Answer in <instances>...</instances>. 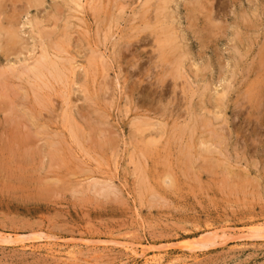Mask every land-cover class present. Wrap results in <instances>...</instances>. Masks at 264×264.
Segmentation results:
<instances>
[{"label": "rangeland", "instance_id": "374dc122", "mask_svg": "<svg viewBox=\"0 0 264 264\" xmlns=\"http://www.w3.org/2000/svg\"><path fill=\"white\" fill-rule=\"evenodd\" d=\"M30 1L0 0L21 37L0 43V264H264L247 230L264 223V0ZM42 47L61 82L31 74ZM209 233L226 235L194 246Z\"/></svg>", "mask_w": 264, "mask_h": 264}, {"label": "bare ground", "instance_id": "6f19581e", "mask_svg": "<svg viewBox=\"0 0 264 264\" xmlns=\"http://www.w3.org/2000/svg\"><path fill=\"white\" fill-rule=\"evenodd\" d=\"M3 1V0H2ZM17 1H19V0H17ZM27 1H30V0H27ZM71 1V0H70ZM75 1V0H74ZM73 1V2H74ZM147 1H150V0H147ZM153 1H155V0H153ZM168 1L169 0H164L163 1V8L162 9H160L161 10V12H163L164 11V9H166V5H167V3H168ZM206 1V0H205ZM209 1V0H208ZM207 1V2H208ZM210 1H212V0H210ZM220 1V0H219ZM44 0H31L30 2H26L27 4H29V5H33V7H40V6H42L43 4H44ZM72 2V1H71ZM77 2H79V0H77ZM81 2H83V1H81ZM81 2L79 3L80 5H82L81 4ZM146 2V1H145ZM157 2V1H156ZM155 2V3H156ZM172 2V1H171ZM206 2V3H207ZM75 3V2H74ZM147 3V2H146ZM173 3V2H172ZM209 3V2H208ZM207 3V4H208ZM11 4H13V3H11ZM15 4V3H14ZM13 4V5H14ZM26 4V5H27ZM83 4H84V2H83ZM87 4V3H86ZM169 4V3H168ZM188 4V3H187ZM213 4H214V2H213ZM76 5H77V3H76ZM85 5V4H84ZM158 5V4H157ZM171 5V4H170ZM189 5V4H188ZM193 5V4H192ZM198 5V4H197ZM204 5V4H203ZM83 6V5H82ZM156 6V5H155ZM196 6V5H195ZM214 6V5H213ZM31 7V6H30ZM29 6L27 7V8H29V9H31ZM80 7V6H79ZM154 7V6H153ZM157 7V6H156ZM186 7V6H185ZM0 8L1 9H3L1 6H0ZM159 8V7H158ZM168 8V7H167ZM187 8H188V6H187ZM186 8V9H187ZM141 9H142V7H141ZM157 9V8H156ZM169 9H171L170 7H169ZM169 9H168V11H169ZM189 9V8H188ZM208 9V12H209V8H207ZM210 9H212L211 8V5H210ZM7 10V9H6ZM26 10V9H25ZM25 10H24V13H25ZM83 10V9H82ZM118 10V9H117ZM155 10V9H154ZM214 10V9H213ZM3 11V10H2ZM27 11V10H26ZM119 11V10H118ZM149 11V10H148ZM147 11V12H148ZM167 11V12H168ZM247 11V10H246ZM156 12V11H155ZM159 12V11H158ZM170 12V11H169ZM189 12V11H188ZM204 12V11H203ZM245 12V11H244ZM248 12V11H247ZM257 12V11H256ZM3 13V12H2ZM2 13H0V17H1V14ZM165 12H163L162 14H164ZM191 13V12H190ZM193 13V12H192ZM195 13V12H194ZM201 13V12H200ZM207 13V12H206ZM211 13H213L212 11H211ZM210 13V14H211ZM4 14V13H3ZM26 14V13H25ZM28 14V13H27ZM135 14V13H134ZM201 14H203V13H201ZM250 14V13H249ZM24 15V14H23ZM157 15V14H156ZM160 15V14H159ZM194 15V14H193ZM204 15H206L205 13H204ZM255 15V14H254ZM253 15V16H254ZM256 15H258V14H256ZM255 15V16H256ZM10 16V15H9ZM25 16V15H24ZM112 16V15H111ZM153 17H154V15H152ZM161 16V15H160ZM165 16H166V14H165ZM168 16V15H167ZM209 16V15H208ZM211 16V15H210ZM209 16V20H212V18ZM252 16V17H253ZM14 17V16H13ZM163 17V16H162ZM161 17V18H162ZM186 17V16H185ZM190 17V19H191V16H189ZM238 17V16H237ZM240 17V16H239ZM238 17V18H239ZM249 17V16H248ZM248 17L246 16V14H244V15H242L241 16V18L239 19L240 21H241V23H242V25L243 24H245V22H247V20H249L248 19ZM251 17V16H250ZM18 18V17H17ZM110 18V17H109ZM158 18V17H157ZM165 18V17H164ZM174 18V17H173ZM187 18H188V15H187ZM215 18V17H214ZM213 18V19H214ZM257 18V17H256ZM0 19H2V18H0ZM37 19V18H36ZM150 19V18H149ZM153 19V18H152ZM156 19V18H155ZM154 19V20H155ZM167 19V18H166ZM166 19H164V20H166ZM237 19V18H236ZM255 18L253 17V20H254ZM258 19V18H257ZM3 20V19H2ZM2 20H0V43H1V46H2V48H3V50L5 51V50H11V49H14L17 45H18V43H19V41L21 40V37L19 36V32L17 31V30H15V25H14V23H12L11 24V22H9L8 20H9V18H8V22H5L6 24V26H4V24H3V22H2ZM161 20H163V19H161ZM208 20V19H207ZM6 21V20H5ZM15 21V20H14ZM35 21V20H34ZM157 21V20H156ZM156 21H154V22H156ZM171 21V20H170ZM190 21H192V20H190ZM259 21H260V19H259ZM18 22V21H17ZM16 22V23H17ZM160 22V21H159ZM163 22V21H162ZM172 22V21H171ZM195 22H196V20H195ZM203 22V21H202ZM214 22V21H213ZM236 22V21H235ZM29 23H30V21H29ZM150 23H151V21L149 22V24L148 25H150ZM166 23V22H165ZM164 23V24H165ZM192 23H194V22H191V24ZM211 23V22H210ZM240 23V22H239ZM238 23V21H237V24H239ZM240 23V24H241ZM248 23V22H247ZM252 23V22H251ZM28 24V23H27ZM40 24H41V22H40ZM145 24V23H144ZM151 24H153V23H151ZM155 24H157V23H155ZM205 24V23H204ZM209 24V23H208ZM207 24V25H208ZM249 24V23H248ZM258 24V23H257ZM29 25V24H28ZM42 25V24H41ZM158 25V24H157ZM166 25H168L167 23H166ZM198 25V24H197ZM207 25H206V27H207ZM214 25V24H213ZM159 26H161V23H160V25ZM188 27H189V25H187ZM237 26V25H236ZM245 26V25H244ZM248 26V25H247ZM252 26H254V23H253V25ZM258 26V25H257ZM32 27V26H31ZM30 27V28H31ZM42 27V26H41ZM41 27H39V28H41ZM151 27V26H150ZM149 27V28H150ZM171 27V26H170ZM239 27V26H238ZM237 27V28H238ZM242 27V26H241ZM240 27V28H241ZM111 28V27H110ZM148 26L146 27V30L148 31ZM152 28V27H151ZM151 28H150V30H151ZM165 28V27H164ZM172 29L174 28V27H171ZM249 28H251V27H249ZM248 28V29H249ZM256 28V27H255ZM37 29V28H36ZM142 29V28H141ZM144 29V28H143ZM143 29L141 30V31H143ZM214 29V28H213ZM239 29V28H238ZM245 29V28H244ZM247 29V30H248ZM20 30V29H19ZM34 30H35V28H34ZM111 30V29H110ZM109 30V31H110ZM150 30H149V32H150ZM157 30V29H156ZM252 30V29H251ZM32 31H33V27H32ZM146 31V32H147ZM153 31V30H152ZM173 31V30H172ZM170 29H168L167 28V30L165 31L166 32V34H165V37H166V39L164 40V43H163V45H160V51H158L157 49H156V47L157 46H155V49L157 50V52L159 53V56L158 57H160V55H163V54H166V56L167 55H169V56H171L170 55V53H175V52H177V48H176V43H175V36H174V34H173V32H172ZM176 31V30H175ZM174 31V32H175ZM244 31V30H243ZM250 31V30H249ZM255 31V30H254ZM36 33H37V31H35ZM34 32V33H35ZM40 32V31H39ZM46 32V31H45ZM145 32V31H144ZM156 31L154 30V32H153V34L155 33ZM162 32V31H161ZM160 32V34H162ZM236 32V31H235ZM237 32H239V31H237ZM236 32V33H237ZM257 32V31H256ZM52 33V32H51ZM51 33H50V35H51ZM138 33V32H137ZM143 33V32H142ZM141 33V34H142ZM163 33H164V31H163ZM177 33V32H176ZM199 33H201V32H199ZM250 33V32H249ZM248 33V34H249ZM251 33H253L254 34V32H251ZM43 34V33H42ZM109 34H110V32H109ZM178 34H180V33H177V35ZM239 34H241V33H239ZM238 34V35H239ZM245 34V33H244ZM256 34V33H255ZM39 35H40V38L42 37V35L41 34H37V36L39 37ZM235 35V34H234ZM237 35V36H238ZM162 36V35H161ZM180 36V35H179ZM240 36V35H239ZM238 36V37H239ZM244 36V35H243ZM176 37H178V36H176ZM235 37H236V35H235ZM52 38V37H51ZM133 38V37H132ZM135 38V37H134ZM243 38V37H242ZM245 38V37H244ZM248 38V37H247ZM246 38V39H247ZM251 38H253L254 39V37H251ZM24 39V38H23ZM42 39V38H41ZM44 39H47V38H45L44 37ZM44 39H42V40H44ZM156 39V38H155ZM177 39V38H176ZM252 39V40H253ZM132 40V39H131ZM141 40V39H140ZM178 40H180V38L178 39ZM178 40H176V41H178ZM242 39H240V38H238V40L237 41H241ZM23 41V40H22ZM181 41V40H180ZM244 41V40H243ZM250 41V40H249ZM153 42H154V40H153ZM156 42H160V40L159 39H157L156 40ZM242 42V41H241ZM241 42H239V43H241ZM21 43V42H20ZM178 44H179V42H177ZM181 43V42H180ZM243 43V42H242ZM177 44V45H178ZM64 45V44H63ZM62 45V46H63ZM157 45V44H156ZM180 45V44H179ZM19 46H20V44H19ZM28 46H29V44H28ZM56 46V45H55ZM128 46V45H127ZM133 46V45H132ZM236 46H238V45H236ZM253 46V45H252ZM44 47V46H43ZM42 47V49H43V52H42V54H41V56H40V58L39 59H37L36 58V62L34 63L35 65H34V67H32V69L30 70L31 71V74L33 75V77L35 78V79H37V80H42L43 81V79H45V77H46V74H48V75H50L51 77H53L55 80H60V82H61V80H62V78L64 77L63 76V74H62V72H61V70H59V66H58V62L56 63V62H54L53 60L54 59H51V56H50V50H49V53L47 52L48 50H44V48ZM53 48H54V46H52ZM57 47H58V45H57ZM180 46H178V48H179ZM181 47H182V44H181ZM239 47H241V46H239ZM128 48V47H127ZM185 48V47H184ZM52 49V48H51ZM55 49H56V47H55ZM182 49V48H181ZM187 49V48H186ZM235 49V48H234ZM1 50V49H0ZM27 50V49H26ZM185 50V49H184ZM188 50V49H187ZM236 50V53H238V51H237V48L235 49ZM29 51V50H28ZM55 51V50H54ZM66 51V50H65ZM179 51V50H178ZM52 52V51H51ZM184 51H182V53H183ZM189 52V51H188ZM240 52V51H239ZM8 53H9V51H8ZM126 53H128V52H126ZM242 53V52H241ZM121 54V53H120ZM183 54H185V53H183ZM182 54V55H183ZM243 54V53H242ZM98 55V54H97ZM101 55V54H100ZM123 55V54H122ZM182 55L180 54L178 57H175L174 58V60L172 61V64H171V66H172V69H169V70H172V71H175V74L173 75V78L174 79H180V77H181V71H182V69H183V63H185L184 61H183V59H182ZM188 55V56H187ZM185 54V55H183V56H187L186 58L188 59V57H189V55H190V53L189 54ZM11 56V55H10ZM60 55H58V57H59ZM95 56V55H94ZM169 56H167V57H169ZM233 56H234V54H233ZM235 56H237V55H235ZM234 56V57H235ZM56 57V56H55ZM92 57H93V54H92ZM120 57V56H119ZM118 57V58H119ZM157 57V58H158ZM172 57V56H171ZM174 57V56H173ZM172 57V58H173ZM103 58V57H102ZM110 58V57H109ZM122 58V57H121ZM125 58V57H124ZM170 58V57H169ZM32 59H34V58H32ZM60 59V58H59ZM73 59V58H72ZM96 59V58H95ZM104 59V58H103ZM28 60H31V59H28ZM56 60H57V58H56ZM107 60V59H106ZM163 60H164V58H163ZM172 60V59H171ZM184 60H185V58H184ZM159 61V60H158ZM157 61V62H158ZM33 62V61H32ZM71 63H72V61H70ZM90 62V61H89ZM115 62V61H114ZM118 62V61H117ZM169 62V61H168ZM74 64V63H73ZM90 64V63H89ZM163 64V63H162ZM170 64V63H169ZM237 64H239V62H237L236 63V65ZM31 65V64H30ZM30 65H29V67H30ZM168 65V64H167ZM166 65V66H167ZM31 66H33V65H31ZM89 66H91V65H89ZM93 66V65H92ZM108 66V65H107ZM112 66V65H111ZM160 66H162V65H160ZM120 67V66H119ZM163 67H164V65H163ZM168 68H169V66H167ZM185 67V66H184ZM14 68V67H13ZM26 68H27V66H26ZM88 68V67H87ZM108 68V67H107ZM197 68V67H196ZM25 69V68H24ZM161 69H162V67H161ZM164 69V68H163ZM13 70V69H12ZM27 70H28V68H27ZM110 70V69H109ZM120 70V69H119ZM167 70V69H166ZM196 70H198V69H196ZM206 70V69H205ZM14 71V70H13ZM25 71V70H24ZM172 71H170L171 73L170 74H172ZM199 71H200V69H199ZM114 72V71H113ZM203 72H205V71H203ZM87 73V72H86ZM120 73V72H119ZM70 74V76H71V72L69 73ZM74 74V73H73ZM104 74V73H103ZM68 76V75H67ZM169 77V76H168ZM33 78V79H34ZM70 77H68V79H69ZM116 78H118V77H116ZM167 78V77H166ZM182 79V78H181ZM184 79V78H183ZM71 80V79H70ZM116 80H119V79H116ZM68 81V80H67ZM47 82V81H46ZM40 85V84H39ZM48 85H49V83H48ZM106 85H107V83H106ZM47 87V86H46ZM259 87V86H258ZM264 87V86H263ZM228 88V87H227ZM106 90V89H105ZM258 90V89H257ZM260 90V89H259ZM223 91V90H222ZM221 91V92H222ZM225 92V91H224ZM36 93V92H35ZM204 93V92H203ZM226 93V92H225ZM229 93V91H227V94ZM258 93V92H257ZM261 93V92H260ZM259 93V94H260ZM201 94V93H200ZM229 95V94H228ZM256 95V94H255ZM264 96V95H263ZM203 98H204V96H202ZM256 97V96H255ZM255 97H254V99H255ZM258 97V96H257ZM220 98V97H219ZM218 98V99H219ZM222 98V97H221ZM253 98V97H252ZM261 98H263V97H261ZM228 99V98H227ZM249 100H251L252 101V99H249ZM256 100V99H255ZM262 100V99H261ZM261 100H258L259 102H261ZM207 101V100H206ZM206 101H205V103H206ZM209 102V101H208ZM211 102V101H210ZM221 101H219L218 103H220ZM222 102H223V100H222ZM253 102V101H252ZM259 102H255L257 105H255V106H258L259 105ZM225 103V102H224ZM221 104V103H220ZM223 104V103H222ZM254 104V103H253ZM224 105V104H223ZM221 106V105H220ZM213 107V106H212ZM219 107V106H218ZM253 107V106H252ZM261 107V106H260ZM259 107V108H260ZM202 108V107H201ZM224 108L226 109V105L224 106ZM203 109V108H202ZM253 109L255 110L256 108H254L253 107ZM257 111V110H256ZM255 113V112H254ZM137 118V117H136ZM140 118V117H139ZM144 118V117H143ZM142 121V120H141ZM149 123L150 122H148V124H147V126L149 125ZM212 123V122H211ZM211 123H210V125H211ZM139 124V123H138ZM142 124H143V121H142ZM142 124H141V126H142ZM145 124V125H146ZM158 124V123H157ZM193 124V123H192ZM201 124V123H200ZM200 124H198V125H200ZM152 125V124H151ZM150 125V126H151ZM154 125V124H153ZM156 125V124H155ZM201 125H204V124H201ZM207 125V124H206ZM140 126V127H141ZM144 126V125H143ZM157 126V125H156ZM155 126V127H156ZM159 126V125H158ZM160 126H161V124H160ZM159 126V127H160ZM164 126V125H163ZM194 126H195V124H194ZM193 127V126H192ZM145 128V127H144ZM193 128H195V127H193ZM192 128V129H193ZM202 128V127H201ZM72 129V128H71ZM146 129V128H145ZM145 129L143 130L144 131V133H145ZM148 129V128H147ZM185 129V128H184ZM203 129V128H202ZM139 130V129H138ZM187 130V129H186ZM140 131V130H139ZM142 131V132H143ZM148 131H149V129H148ZM194 131H195V129H194ZM210 131V130H209ZM102 132V131H101ZM150 132V131H149ZM211 132V131H210ZM103 133V132H102ZM139 133H141V131L139 132ZM76 134V133H75ZM151 134V133H150ZM86 135V134H85ZM103 135V134H102ZM104 136H105V133H104ZM152 137V136H151ZM150 137V138H151ZM156 139V138H155ZM210 139H211V137H210ZM204 140V139H203ZM208 140V139H207ZM206 140V141H207ZM146 142H147V140H146ZM150 142H153V141H150ZM154 142H156V141H154ZM153 142V143H154ZM202 143V142H201ZM149 144V143H148ZM212 144V143H211ZM210 144V145H211ZM145 145V144H144ZM202 145V144H201ZM206 145V144H205ZM209 145V146H210ZM204 146V145H203ZM208 146V147H209ZM205 147V146H204ZM203 147V148H204ZM194 148V147H193ZM195 149V148H194ZM193 149V150H194ZM151 150V149H150ZM154 150V149H153ZM206 150V149H205ZM209 150H210V148H209ZM192 150H190V152H191ZM201 151V150H200ZM204 151V150H203ZM202 151V152H203ZM208 151V150H207ZM212 151V150H211ZM148 152V151H147ZM149 153V152H148ZM192 153V152H191ZM203 153H205V151L203 152ZM212 153V152H211ZM199 154H200V152H199ZM213 154V153H212ZM146 155H147V153H146ZM209 156H210V153L208 154ZM145 156V155H144ZM202 156V155H201ZM212 156V155H211ZM188 157V156H187ZM189 158V157H188ZM168 181V180H167ZM166 181V182H167ZM112 183V182H111ZM144 183V182H143ZM173 183H174V181H173ZM173 183H171V184H173ZM104 184V183H103ZM102 184V185H103ZM109 184V183H108ZM95 185V184H94ZM94 185H93V188H94ZM107 184L105 183V186H106ZM146 185V184H145ZM171 186H173V185H171ZM97 187H98V185H97ZM111 187H112V185H111ZM174 187V186H173ZM107 188H109V187H107ZM106 188V189H107ZM115 188V187H114ZM95 189V188H94ZM112 189V188H111ZM114 190V189H113ZM107 191V190H106ZM110 191V190H109ZM108 191V192H109ZM112 191V190H111ZM114 192V191H113ZM115 192H117V191H115ZM264 221V220H263ZM216 229H218V228H216ZM215 229V230H216ZM246 230V229H245ZM247 230H248V232H250L251 233V237H255V235L256 234H259V232H264V223L262 222H260L259 224H256V223H254L253 225H250L248 228H247ZM243 231V230H242ZM211 232V231H210ZM214 232V231H213ZM217 232H218V230H217ZM204 233V232H203ZM225 233V232H224ZM207 235H209V236H207ZM226 234H222L221 236L220 235H218V233H209V234H206L204 237H202V236H200V237H202V238H200V239H198V241H196V243L194 244V246H198V247H200V248H202V250H204L203 248H208V247H210V246H213L214 245V242H215V240H217L218 238L219 239H221V238H223L224 236H225ZM247 235V234H246ZM19 236V235H18ZM24 236H22V237H18V238H23ZM186 238V237H185ZM195 238V237H194ZM196 239V238H195ZM195 239H192V241H194ZM187 240V239H186ZM4 241H6V240H4ZM182 243V242H181ZM182 244H185V245H188V244H190V243H188V244H186V243H182ZM191 245H192V243H191ZM191 245L190 246H188L189 248H192L191 247ZM24 246V245H23ZM42 246V245H41ZM43 246H44V244H43ZM47 246V245H46ZM54 246V245H53ZM29 247V246H28ZM50 247V246H49ZM69 247V246H68ZM73 247V246H72ZM72 247H70V248H72ZM76 248H77V246H75ZM74 247V248H75ZM95 247V246H94ZM97 247V246H96ZM187 247V248H188ZM51 248V247H50ZM49 248V249H50ZM73 248V249H74ZM93 248V247H92ZM125 248V250L127 251V253L129 254H134L135 256L136 255H138L139 256V252L134 248V247H132V246H130V247H124ZM32 249H33V247H32ZM44 249V248H43ZM48 249V250H49ZM58 249V248H57ZM61 249V248H60ZM90 249V248H89ZM98 249V248H97ZM97 249H95V250H97ZM195 249V248H194ZM197 249V248H196ZM36 250V249H35ZM38 250V249H37ZM42 250V249H41ZM91 250V249H90ZM93 250V249H92ZM201 250V249H200ZM201 250V251H202ZM44 251V250H43ZM51 251V250H50ZM49 251V252H50ZM59 251V250H58ZM77 251V250H76ZM76 251H74V250H71V251H68L67 253H66V259H70L71 261L73 260L74 262L76 261V260H78V256H77V253L79 252V250H78V252H76ZM89 251V250H88ZM47 252V251H46ZM54 252H55V250H54ZM143 252V251H142ZM58 253H60V252H58ZM63 253V252H62ZM61 253V254H62ZM191 253V252H190ZM39 254V253H38ZM52 254V253H51ZM55 254V253H54ZM57 254V253H56ZM79 254V253H78ZM85 254V253H84ZM86 254H88V253H86ZM126 254V253H125ZM131 254V255H132ZM141 254V253H140ZM142 254H144V253H142ZM157 254V253H156ZM145 255V254H144ZM161 255L162 254H160L159 256L161 257ZM54 256V255H53ZM59 256H60V254H59ZM63 256V255H62ZM142 256V255H141ZM137 257V256H136ZM153 257V256H152ZM197 257V256H196ZM188 258V257H187ZM200 258V257H199ZM149 259V258H148ZM162 259V258H161ZM191 260V259H190ZM61 261V260H60ZM80 261V260H79ZM89 261V260H88ZM145 261V260H144ZM82 262V261H81ZM157 262H159L158 260H157V258H155V257H153L152 259H150V260H146V264H156ZM178 262V261H177ZM183 262V261H182ZM190 262H192V261H190ZM197 262V261H196ZM159 263H161V262H159ZM187 263V262H186ZM79 264H81V263H79ZM144 264V263H143ZM171 264V263H170ZM173 264V263H172Z\"/></svg>", "mask_w": 264, "mask_h": 264}]
</instances>
